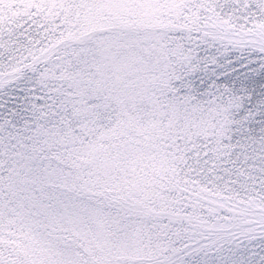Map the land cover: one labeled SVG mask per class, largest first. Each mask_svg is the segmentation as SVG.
<instances>
[{"label":"snow or ice","instance_id":"snow-or-ice-1","mask_svg":"<svg viewBox=\"0 0 264 264\" xmlns=\"http://www.w3.org/2000/svg\"><path fill=\"white\" fill-rule=\"evenodd\" d=\"M0 264H264V0H0Z\"/></svg>","mask_w":264,"mask_h":264}]
</instances>
